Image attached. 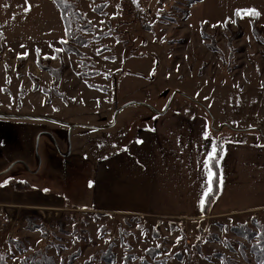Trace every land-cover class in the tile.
I'll use <instances>...</instances> for the list:
<instances>
[{
	"label": "rangeland",
	"instance_id": "obj_1",
	"mask_svg": "<svg viewBox=\"0 0 264 264\" xmlns=\"http://www.w3.org/2000/svg\"><path fill=\"white\" fill-rule=\"evenodd\" d=\"M72 1L84 17H74L78 26L73 23V37L87 42H72L71 46L84 57L65 50L53 55L55 48H61L64 27L52 0H0V119L11 120L0 122V146H21L26 127L18 122L52 119L46 115H58L62 102L85 103L87 118L97 120L103 128L115 126L123 118L122 126L116 127L120 136L111 139L104 133L106 128L99 130L104 143L125 141L153 115L177 110L201 115L209 136L221 132L230 140L264 144V44L252 32L255 24L264 38V0H201L190 7L185 0ZM236 10L255 12L237 15ZM203 31L214 37L217 50L211 49V40ZM37 60L42 66L61 69L60 78L55 80ZM83 72L96 73L85 77ZM31 76L37 80L36 90ZM41 87L51 93H43ZM118 108L123 110L116 114ZM64 111L66 116L70 113L68 107ZM74 158L64 159L61 171L53 172L51 164L37 168L43 181L35 178V183L37 175L31 174L33 184H26L44 186L33 190L35 195L25 196L11 187L10 194L6 189L0 193L4 204L0 205V254L9 264H17L36 249L53 256L55 264H65L76 251L79 254L72 264H109L99 260V253L110 243L114 246L112 264H121L125 254L133 256L129 264L141 260L158 264L159 259L163 260L159 264H188L189 256L196 264H221L216 253L244 263L243 252L256 264L249 253L250 241L232 228L264 231V210L222 217L206 212L187 220L62 214L57 209L60 199L41 191L74 200L82 191L84 178L82 166ZM12 162L17 170L24 165L15 158ZM24 163L29 164V159ZM13 183L16 190L25 187L21 179L15 178ZM28 210L37 211L39 217L33 215L25 221ZM150 248L159 250L155 259L147 254Z\"/></svg>",
	"mask_w": 264,
	"mask_h": 264
},
{
	"label": "crops",
	"instance_id": "obj_2",
	"mask_svg": "<svg viewBox=\"0 0 264 264\" xmlns=\"http://www.w3.org/2000/svg\"><path fill=\"white\" fill-rule=\"evenodd\" d=\"M61 104L58 115H46L52 119L18 122L26 127L21 134V146H0V193L6 189V194H10L11 187L25 196L35 195L33 190L44 186H27L33 184L31 174L37 175V168L49 164L53 172L61 171L64 159L73 156L84 172L82 191L75 194L74 200L41 191L60 199L57 209L62 214L144 215L175 220L201 217V201L205 203V194L213 182L204 162L214 148L211 137L203 135L206 123L201 115L162 111L137 126L129 139L104 143L99 130L106 127L87 118L85 103ZM66 107L69 116L65 114ZM122 110L118 108L116 114ZM4 119L0 122L11 121ZM122 119L106 128L105 135L111 139L120 136L121 130L116 127L122 126ZM14 137L17 139V135ZM13 158L23 162V167L17 170ZM25 158L29 164L24 163ZM52 158L59 159L49 161ZM40 177H33L34 182ZM15 178L24 181L25 187L15 190ZM1 201L0 205H4ZM258 210H264V144L225 143L219 164L218 193L207 215L222 217ZM33 215L39 217L37 211L28 210L23 219L32 220Z\"/></svg>",
	"mask_w": 264,
	"mask_h": 264
},
{
	"label": "trees",
	"instance_id": "obj_3",
	"mask_svg": "<svg viewBox=\"0 0 264 264\" xmlns=\"http://www.w3.org/2000/svg\"><path fill=\"white\" fill-rule=\"evenodd\" d=\"M53 3L55 4V6L57 7V9L59 10V16L62 22V25L64 27V39L60 41L61 43V48H55L53 50V55L54 56H59L61 55L62 50L65 51H70L75 53L78 56L84 57V54L81 53L80 51H78L77 48H74L71 46L72 42L75 43H85L87 42V39L85 38H81L80 36H74V31H73V23L76 22V19H74V17H78L83 19L84 17L81 15L80 12H77L75 10V5L73 4L72 0H52ZM201 0H185V4L187 7H190L192 4L199 2ZM75 13H78L77 15H75ZM188 15V11L185 9L184 10V17H186ZM75 26H78L75 23ZM86 30L90 31L91 29L88 28V26L86 25ZM252 32L255 34V37L258 39V41L262 44H264V38L261 37V30L256 28V25L253 24L252 25ZM202 35H204L205 37L209 38L211 40L209 46L211 47V49L213 50H217V46L215 45V40L214 37L212 35L206 34L204 31L202 32ZM98 36H96L94 39H96ZM2 39V34L0 33V42ZM231 37L228 39V44H231ZM0 50H1V45H0ZM45 58L47 60L50 59V56H45ZM20 59H24V56H20ZM41 61V60H40ZM39 60H37V64L40 65V68L45 69L47 71H49L55 78V80H58L60 78V73H61V69H53L50 66L44 65L42 66V64L40 63ZM96 72H89V73H82L81 76H89V75H95ZM32 77V76H31ZM32 80L34 82V86L33 89L36 90L38 88L37 85V80L35 78L32 77ZM40 90L45 93V94H49L51 93L50 90H47L45 88H40ZM58 96H60L61 98L63 97V94L58 92L56 89L53 90ZM221 129H218V131H220ZM230 130V129H228ZM232 132H236L238 133V130L232 129ZM249 131L251 132H256L258 134H261L262 132L258 129H250ZM209 136V134H208ZM213 142V146L216 147L217 149V155L218 156H222V152H223V148L225 143L228 142H235V143H245V142H239V141H234V140H230L229 137L227 136H223L221 132H216V135H212L210 136ZM220 149H222V151H220ZM220 160L219 159V163L216 164L215 161H213V172L216 173L215 178H213V182H212V188H211V194L207 195L206 199H205V203L203 206V214L205 215L211 201L215 198V196L218 193V186H219V164H220ZM19 189V188H18ZM17 189V190H18ZM16 190V189H15ZM35 227H39L42 228V226H35ZM233 231L239 235L244 237L247 241H250V246H249V253L253 256L254 261L256 262V264H264V231L260 230V231H252L250 229H248L246 226H238V227H233L232 228ZM253 239H255L254 241H252ZM241 243V242H239ZM242 248H243V244H242ZM159 252V250L157 248H150L147 250V254L151 259H155V255ZM197 252H199V246L198 244H196L195 246V250L194 253L197 254ZM79 252H73L71 255H69L67 257V261L65 264H72V261L74 259V257L78 256ZM217 257L221 260V264H251L250 260L247 258V255L243 252V257L245 259L246 262L244 263H240L237 260L231 258L230 256H227L225 254H221V253H216ZM133 256L131 254H125L122 257V263L121 264H129V259H131ZM99 260L100 261H104L106 263L112 264L114 263V246L112 243H110L107 248L105 250L100 251L99 253ZM162 259H159L156 261V263H160L162 262ZM0 264H9L7 259L5 258V256L0 254ZM17 264H55V261L53 259V256L48 255L46 252H44V250L41 249H36L30 256H28L27 258H24L22 260H19V262ZM58 264H64L63 262H59ZM86 264H90L89 262H86ZM137 264H154L151 263L147 260H141L139 263ZM188 264H196L194 262V260L192 259L191 256L188 257Z\"/></svg>",
	"mask_w": 264,
	"mask_h": 264
},
{
	"label": "snow or ice",
	"instance_id": "obj_4",
	"mask_svg": "<svg viewBox=\"0 0 264 264\" xmlns=\"http://www.w3.org/2000/svg\"><path fill=\"white\" fill-rule=\"evenodd\" d=\"M65 2H66V0H65ZM242 11L247 12L249 15H251L252 13L255 12V10H236V14L239 15ZM51 58L54 59L55 57H51ZM203 135H204L205 138H209L207 132H204ZM220 151H222V149H220ZM219 159H222V156H218L217 155V149L214 146L213 150L210 153H208L207 159L204 162L205 163V167L208 169V174L212 178H215V176H216V173L212 171L213 161H215L216 164H218L219 163ZM4 183H7V181H5ZM0 186H3V185H0ZM210 194H211V188L208 189V192L205 194V196L210 195ZM203 203H204V201L202 200L201 201V207H203Z\"/></svg>",
	"mask_w": 264,
	"mask_h": 264
},
{
	"label": "water",
	"instance_id": "obj_5",
	"mask_svg": "<svg viewBox=\"0 0 264 264\" xmlns=\"http://www.w3.org/2000/svg\"><path fill=\"white\" fill-rule=\"evenodd\" d=\"M127 105V104H125ZM124 105V106H125ZM18 117H21V118H30V117H36V116H31V115H17Z\"/></svg>",
	"mask_w": 264,
	"mask_h": 264
},
{
	"label": "built area",
	"instance_id": "obj_6",
	"mask_svg": "<svg viewBox=\"0 0 264 264\" xmlns=\"http://www.w3.org/2000/svg\"><path fill=\"white\" fill-rule=\"evenodd\" d=\"M2 214L0 213V216H1Z\"/></svg>",
	"mask_w": 264,
	"mask_h": 264
}]
</instances>
